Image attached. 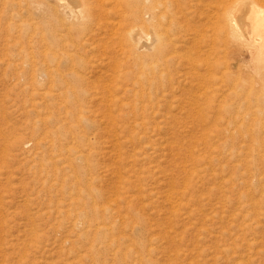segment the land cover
Masks as SVG:
<instances>
[{"label":"rangeland","instance_id":"rangeland-1","mask_svg":"<svg viewBox=\"0 0 264 264\" xmlns=\"http://www.w3.org/2000/svg\"><path fill=\"white\" fill-rule=\"evenodd\" d=\"M24 2L0 0V264H264V79L244 69L250 61L230 40L224 5L234 1H193L195 17L186 15L192 28L202 31L200 72H206L203 59L217 65L216 107L187 108L177 83L185 90L192 85L183 77L175 79L177 92L169 97L155 83L141 87L143 78L154 82L144 70L152 65L148 59L137 56L126 68L122 56L113 70L109 55L96 48L89 51L90 81L94 88L104 84L105 97L95 88L97 100L84 114L68 109L45 78L32 81L42 56L31 64L25 55L28 62L22 65L23 54L43 50L42 42L30 41L34 32L46 36L41 14L17 6ZM259 4L264 7V1ZM106 8L95 7L102 14ZM30 22H39L41 30L28 29ZM57 33L65 42L64 33ZM109 33L100 31L95 42L112 46ZM211 37L217 43L209 51ZM232 63L237 68L228 71ZM191 72L184 63L181 73L192 79ZM80 85L90 87L89 82ZM228 86L238 87L237 94L228 93ZM79 117L89 122L78 123ZM56 127L65 138L53 134ZM50 144H60L65 154ZM79 149L83 159L69 165L75 159L72 150ZM87 153L93 157L86 159ZM89 188L94 195L86 193ZM79 189L85 192L78 194ZM81 210L85 216L76 218Z\"/></svg>","mask_w":264,"mask_h":264},{"label":"bare ground","instance_id":"bare-ground-1","mask_svg":"<svg viewBox=\"0 0 264 264\" xmlns=\"http://www.w3.org/2000/svg\"><path fill=\"white\" fill-rule=\"evenodd\" d=\"M193 1H195V2L197 1L198 4H196V5H200L199 4L200 0H53L54 5L58 8H60L61 14L63 15L62 17L59 16V14H57L55 7L50 6V4H52V3H50L49 0H25V2H24L25 6H22L20 4L18 5V3H17V6L24 8L23 11H26L27 13L31 12V11L35 12L33 10H37L41 14V19L43 22L40 21V23H42V28L44 29V33L46 34V36L39 37V35L41 33L38 35L37 32H34L33 40H30L33 43H36L38 41L42 42V47H43V48H41V49H43L42 52L41 51L38 52L37 50L34 49V47H31V48H33L35 51L32 50L29 53L26 52L28 54L23 52V53H25V54H23V56H25V55L29 56L30 55V61H31L30 63L31 64H33L32 59H35L38 56H42L40 58L43 59V64L40 65V67L42 66V68L40 69V67H39L38 70H35L36 74H34L35 72L33 73L32 81L37 82V81H41L40 80L41 78L42 79L45 78L46 80H48V82H50L49 84L52 85V87H50V88H52L51 90L56 91L58 94V97L65 100L67 108L69 107V108L73 109V111H79L81 114H84V112H86V109H92V108H90V106H91L93 100L96 99L97 93H98V95L103 96L104 95L103 93L105 92V90H104L105 88H102L104 84L102 85V83H101V85H102L101 87H98V84H97V86H95L96 91H97V93H96L94 85H93L94 83L90 81V77H91V74L93 72H92V69L88 68V65L92 66L90 63L91 61L89 60V58H90L89 57V55H90L89 51H93L96 48H102L104 55L105 56L109 55L106 58L112 64L113 67L112 66L111 67L113 68V70H114V68L116 69V67L118 66V63H120L119 62L120 60L118 61V59H119V57L121 58L122 56L127 57L126 60L124 59L126 62H124L123 64L121 63L122 66H126V68L129 67L128 63L131 60L132 61L137 60V56H140L141 58L148 59L152 63V65L150 67H148L149 66V64H148V66H147L148 68H146V64H143V65H145L144 67L146 68L144 70H146L145 73L149 74V76L152 75L151 77H153L152 80H154V82L148 81L147 77L143 78L142 81H140V80L138 81V82H141V83H139V85L141 84L140 85L141 87L145 83L146 84L148 83V87H150L151 84L155 83V88L157 90H159L160 92H162V91L166 92V95L165 96L163 95L164 97H167L168 95L173 96L174 93L177 91L174 92V88L172 87V84L174 83V81L177 77H183V80H182L183 83L187 82V83H189V85H192L191 86L192 89L190 88L189 90H185V88L181 84V82L177 83L181 86L180 89L177 88V89H179V91H178V92H180L179 94L182 96L181 98L184 97V99H186V101L184 103H188L186 105V107L188 106L190 109L196 110V112H199L201 110L205 111V109H207V108H212L213 106H215V105H213L214 100H215V95L217 94V92H220L219 91L220 89L217 86L215 89L213 88V86L218 84L217 83L218 82L217 77H216L217 65L215 66V65L210 64V59H207V60L203 59L204 62L206 61L204 64H207L206 72L204 74H202L200 72L201 69L198 67L202 64V62L197 64V60L200 59V57H204L205 51L201 50V46H199V42H198V39L202 36V35L200 36V32H202V31H200L198 27L196 29L192 28L193 26L190 25V22L186 17V15L191 16V17H195L194 11L191 10V8L193 7L191 2H193ZM219 1H221L219 3H223L222 0H219ZM232 1H234L233 2L234 5L230 4L229 7H227L228 5H224L226 12L228 9V13H226V14H228V20H226V22H227V26H228L229 32H230V40L232 41L233 44H235L239 49H241L246 54V56L248 57L247 58L248 61H250L249 64L251 66H247V68H244V67H242V68L246 69V71H250L251 73L253 72L255 77H258V78L261 77L262 79H264V7H263V5L261 6L259 4L261 1H264V0H232ZM95 4H96V6H102L103 7V5H104V7L106 6L109 8H106V10L104 11V14H102L103 13L102 9H99V11H96ZM211 4H213V3H211ZM215 4H217V2ZM215 4H214V6H215ZM27 5H28V7L29 6L30 7L28 8ZM210 5H208V6H210ZM222 6H223V4H222ZM216 7L218 8V6H215V8ZM193 9H196V6L193 7ZM197 10L198 9H196L195 11H197ZM212 13H211V15H212ZM34 15H35V13L31 14V16H34ZM211 15L209 16L210 18H211ZM214 15H216V14L214 13ZM214 15H212V16H214ZM214 17L216 18V16H214ZM36 18L40 19L39 17H36ZM206 18H207V16H206ZM30 19H31V21H33V17ZM190 19H192V18H190ZM34 20H35V18H34ZM210 20H213V18H211ZM210 22L212 23L213 21H210ZM38 24H39V22H37V23L30 22L28 29L31 27L33 30H36V31H37V29L41 30L38 28ZM23 25L27 26V24H23ZM208 25H205V27H208ZM211 25H212V27H214L213 23ZM213 29L214 28H212V30ZM58 31L64 33V36L66 37L64 40L65 42H62L63 38L59 33H57ZM100 31H109L110 32L109 33L110 36H108V37H111L113 39V40L111 39L112 40L111 42L113 44L112 46L106 47L105 43H96L95 42V38L100 36ZM212 37H214V35ZM212 37L210 39L212 42L210 44H212V46H208V48L211 47L210 50L208 49L209 51H211V49L216 45L215 43H217V42H215L216 39H213ZM114 44L116 45V47L114 49H112L111 47H114ZM36 45H39V44H36ZM66 45H68V46H66ZM67 48H69V53H71V54L68 53ZM190 49H191V51H190ZM208 50H206V51H208ZM208 52H206L207 53L206 56L208 55ZM103 56H101V57H103ZM23 58H24V60L22 62V65L24 66L27 64L29 57L27 58L25 56ZM122 58H121V61H122ZM109 62H108V64H109ZM184 63L189 66L190 71H193V72H191L194 75V77L192 79L189 78L187 73L186 74L181 73V69L183 68ZM36 64H37V62H36ZM103 66H104V64H103ZM141 66H142V64H141ZM104 67H107V66H104ZM132 67L137 68V64L134 63V65ZM196 67H198V68H196ZM236 68H237V66H235V64L232 63L229 65L228 71H230V70L233 71ZM132 70H133V68H132ZM130 72H132V71H130ZM145 73H141V74H143V77H144ZM230 73H232V72H230ZM138 75H139V73H138ZM185 75H186V77H185ZM113 76H114V74H113ZM149 76H148V78H149ZM110 78H114V77H110ZM115 78H117V77H115ZM112 80L113 79H111L110 81H112ZM83 82H89L90 87H88V89L80 88V86H81L80 83H83ZM120 82H122V81H120ZM219 84H220V82H219ZM109 85H111V84H109ZM119 85H122V84H119ZM140 86H138V88ZM110 87L111 86H109V88ZM148 87H146V89ZM176 87H177V85H176ZM109 88L107 87V89H109ZM237 88L235 86H228L227 89L230 90V92L228 90V93L236 95L237 93H235V92H236ZM113 89H114V87H113ZM134 89H135V87H134ZM119 92H121V91H119ZM119 92L117 91L116 93H119ZM110 93H111V91H110ZM147 93H148V91H147ZM151 93H153V92H151ZM128 94L129 93L126 92V95H128ZM145 95L147 96V94H145ZM148 96L150 97V94H148ZM104 97H105V95H104ZM135 97L139 98L136 95H135ZM154 97H156V96H154ZM161 97H159V98H161ZM188 97H191V98L188 99ZM110 98H112V99L110 101V99L108 98L109 103H111L113 100V97H110ZM200 98H201V100H200ZM245 98H247V97H245ZM106 99L107 98H105V100ZM147 99H148V97H147ZM147 99H144V100H147ZM155 100H157V98L154 99V102H155ZM262 100L264 101V98H262ZM181 101H183V100H181ZM107 102H106V104H107ZM148 103H149V101H148ZM108 104L106 106L109 107ZM113 104H114V102H113ZM118 104H119V102H118ZM138 104H140V103H138ZM153 105H154V103H153ZM32 106H33V104H32ZM162 107L160 106L159 108H162ZM103 109H105V108H103ZM108 109H110V108H108ZM107 112H109V111H107ZM66 114H67V116L71 117L70 113H66ZM88 119L89 118L79 117L78 123L82 124V122H84V124H87L89 122ZM47 121L48 120H46V123H47ZM35 132H36V130H35ZM50 132H48V133H50ZM31 134H33V133H31ZM53 134L62 136V138L66 137V133L63 132V129L61 127L57 128L56 132ZM55 141L57 142L58 140L56 139ZM51 143H54V142H51ZM81 143H83V142H81ZM174 144H176V143H174ZM44 145H46V144H44ZM50 146L53 149L55 148L56 149L55 151H58V152L62 151L60 144L58 145V147H55V144H50ZM43 148H44V146H43ZM66 151H67L68 155H71L70 152H68L67 148H66ZM51 152H53V151H51ZM62 152L64 153L65 149ZM82 153H83L82 150H80V151L72 150V154L74 155L75 159L70 160L69 165L77 162L78 160L83 159ZM59 155H61V154H59ZM62 156L63 155H61V157ZM88 157L92 158L93 154H88L86 159ZM56 158H60V157L57 156ZM83 162L84 161H82V163ZM50 164L51 163H49V164L43 163V165L46 167H48V165H50ZM80 164H81V162H80ZM53 165H56V164L52 163V166ZM78 165L76 164L74 167H76L78 170H81L80 167H78ZM49 167H51V166H49ZM93 168H94L93 165H90L89 171L92 172ZM55 172H58V171L55 170ZM92 173H94V172H92ZM90 174H88V175L91 176L92 174L91 175ZM85 190H86V193L88 195H91L92 192H94V190L93 189L91 190V188L85 189ZM83 192H85V191L79 189L78 194H81ZM170 192H172V191H170ZM92 195H94V194H92ZM168 202H169V200H168ZM97 203H96V205H97ZM91 207H93V206H91ZM90 209L92 210V208H90ZM101 210H102V208H101ZM83 211L81 210L77 214L76 218H79L83 215L85 216L86 212H83ZM93 215L91 214L92 217H93ZM99 215H100V213H99ZM106 220H107V218H106ZM92 223H95V222H91V224ZM103 225H105V224H103ZM101 228H103V227H101ZM101 230H104V229H101ZM138 242H140V241H138ZM141 244H138V245H141Z\"/></svg>","mask_w":264,"mask_h":264}]
</instances>
